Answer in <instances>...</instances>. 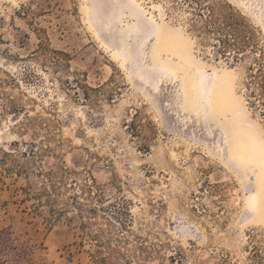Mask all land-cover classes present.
I'll return each mask as SVG.
<instances>
[{"label":"rangeland","instance_id":"obj_1","mask_svg":"<svg viewBox=\"0 0 264 264\" xmlns=\"http://www.w3.org/2000/svg\"><path fill=\"white\" fill-rule=\"evenodd\" d=\"M227 1L264 38V0ZM184 22L171 0H0V231L37 264H264V128ZM65 166L59 201L98 211L50 223L35 195Z\"/></svg>","mask_w":264,"mask_h":264},{"label":"trees","instance_id":"obj_2","mask_svg":"<svg viewBox=\"0 0 264 264\" xmlns=\"http://www.w3.org/2000/svg\"><path fill=\"white\" fill-rule=\"evenodd\" d=\"M174 10L183 11L185 22L183 28L194 42L195 50L212 49L217 60H222L231 69H237L243 73L238 78V87L241 88L246 107L251 115L259 121L264 128V38L259 30L240 10L227 0H171ZM67 57V55H65ZM136 117V116H135ZM133 134L137 138L142 137V126L132 122ZM2 162L10 161L13 166L4 169L11 173L14 168L17 175H27L29 171L21 165L19 160L14 159L11 152L1 151ZM23 157L26 153L22 154ZM76 174L67 167H63L59 173H46L44 175L47 186L37 197L45 196V206L48 208L50 223L59 221L69 207L77 210L80 218L86 211L85 205L79 202V196L71 197L70 203H61L59 198L63 196L66 188L65 176ZM89 184L81 189L83 198L93 202L94 197L99 203L102 199L95 179L90 175ZM27 197H31L27 193ZM35 208L43 203L40 198ZM126 207L125 202L122 203ZM98 210L90 208V215H95ZM124 215H129L124 214ZM82 228H87L81 223ZM92 237V235H89ZM97 237V236H96ZM13 234L8 229L0 231V264H37L34 256L35 249L28 244L16 245ZM12 252L10 258H2L3 253Z\"/></svg>","mask_w":264,"mask_h":264}]
</instances>
